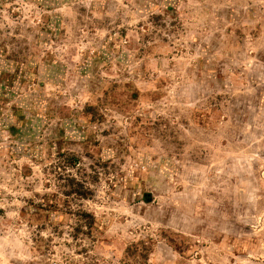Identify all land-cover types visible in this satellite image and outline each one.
<instances>
[{
  "label": "rangeland",
  "instance_id": "rangeland-1",
  "mask_svg": "<svg viewBox=\"0 0 264 264\" xmlns=\"http://www.w3.org/2000/svg\"><path fill=\"white\" fill-rule=\"evenodd\" d=\"M0 264H264V0H0Z\"/></svg>",
  "mask_w": 264,
  "mask_h": 264
},
{
  "label": "trees",
  "instance_id": "trees-1",
  "mask_svg": "<svg viewBox=\"0 0 264 264\" xmlns=\"http://www.w3.org/2000/svg\"><path fill=\"white\" fill-rule=\"evenodd\" d=\"M11 130H14L13 128H11Z\"/></svg>",
  "mask_w": 264,
  "mask_h": 264
}]
</instances>
